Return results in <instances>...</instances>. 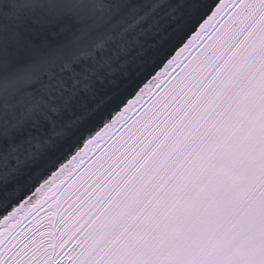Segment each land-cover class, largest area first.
I'll return each instance as SVG.
<instances>
[{
	"label": "snow or ice",
	"instance_id": "1",
	"mask_svg": "<svg viewBox=\"0 0 264 264\" xmlns=\"http://www.w3.org/2000/svg\"><path fill=\"white\" fill-rule=\"evenodd\" d=\"M90 38L131 58L85 61ZM241 95L257 114L247 227L220 251L133 249L151 204L129 195L166 165L157 187H186L205 124ZM97 176L104 193L86 212L62 207ZM54 203L64 214L50 230ZM0 264H264V0H57L0 23Z\"/></svg>",
	"mask_w": 264,
	"mask_h": 264
},
{
	"label": "rangeland",
	"instance_id": "2",
	"mask_svg": "<svg viewBox=\"0 0 264 264\" xmlns=\"http://www.w3.org/2000/svg\"><path fill=\"white\" fill-rule=\"evenodd\" d=\"M241 105V109L231 115L219 131L215 142L198 159L189 178L193 185L184 190L177 212L172 216L174 220L180 221L175 253L182 250L194 253L220 251L228 237L247 227L238 221H241V214L246 209V178L255 152L257 114L249 97ZM111 164L109 162L107 167H111ZM162 170L154 169L145 175L126 203L139 195ZM95 179L98 176L88 184L73 189L70 201L66 200L62 207L67 210L82 203L77 215L86 212L104 193V189L97 192L98 184L92 187ZM89 189L95 190L96 195L89 196ZM63 214L61 208L56 207V211L52 209L42 217V222L52 230Z\"/></svg>",
	"mask_w": 264,
	"mask_h": 264
},
{
	"label": "trees",
	"instance_id": "3",
	"mask_svg": "<svg viewBox=\"0 0 264 264\" xmlns=\"http://www.w3.org/2000/svg\"><path fill=\"white\" fill-rule=\"evenodd\" d=\"M246 97L248 98L246 95L239 96L229 113L219 117L213 116L207 121L204 127L208 130V136L205 139L204 144L201 145V147L204 148V151L200 156L209 149L213 142H215L219 131H221L223 126L226 125L230 116L241 109V104L244 103ZM199 151L200 149L198 148L197 152ZM193 155L195 157V153ZM199 158L200 157H196L195 163L191 162V160L185 162V167L188 169V183L186 187L182 189L173 188L171 190L165 188L162 191L157 187L158 183H160L165 176V169L168 167L166 165L161 171V174L158 176L156 175V177L148 183L146 188L139 195L133 197L128 203L135 206L140 200H142L145 204H151L149 213L146 214L140 224L133 228L129 235L127 243L133 249L159 258H165L175 253V242L178 236L180 221L179 219H176L177 221L174 220L172 216L177 212V205L182 198L184 190H187L188 188L190 189L193 185V181L189 180V178L193 174ZM180 159H183V157L180 156ZM94 192L95 190L90 191L89 196ZM80 205H82V203L78 204L77 207ZM122 226L123 225H117V228Z\"/></svg>",
	"mask_w": 264,
	"mask_h": 264
},
{
	"label": "water",
	"instance_id": "4",
	"mask_svg": "<svg viewBox=\"0 0 264 264\" xmlns=\"http://www.w3.org/2000/svg\"><path fill=\"white\" fill-rule=\"evenodd\" d=\"M57 0H0V23L4 24H12L14 23L18 17L20 16H27L30 14V10L33 6L40 5V4H53L56 3ZM106 0H96L97 4H103ZM135 3H142V0H133ZM163 11V9H161ZM98 42V39H88L87 41L83 42L82 44L77 46L78 51H83L87 53V55L83 56L82 59L85 61L90 62H98L101 59H107L110 64H117L122 62L123 60L130 59L131 57L125 50H120L119 52L113 50L112 55L108 56V49L111 47V42L105 39L104 47L103 48H95L94 44ZM142 44H147L151 42L150 37H141ZM130 48H136L135 44L129 46ZM61 131L60 128L55 130L50 129L48 133V138L56 140L59 139L58 137L53 136V132ZM43 143V138L40 141ZM44 165L43 163L39 165L42 168ZM49 180L51 176L47 177ZM35 180L39 183H43L44 176H36ZM54 210L56 211V204L54 206Z\"/></svg>",
	"mask_w": 264,
	"mask_h": 264
},
{
	"label": "bare ground",
	"instance_id": "5",
	"mask_svg": "<svg viewBox=\"0 0 264 264\" xmlns=\"http://www.w3.org/2000/svg\"><path fill=\"white\" fill-rule=\"evenodd\" d=\"M54 206H55V203L52 205V209L54 208Z\"/></svg>",
	"mask_w": 264,
	"mask_h": 264
}]
</instances>
